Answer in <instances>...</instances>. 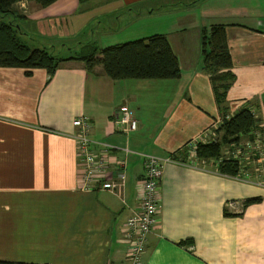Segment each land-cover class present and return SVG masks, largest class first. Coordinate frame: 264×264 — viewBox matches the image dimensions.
<instances>
[{"label":"crops","instance_id":"crops-1","mask_svg":"<svg viewBox=\"0 0 264 264\" xmlns=\"http://www.w3.org/2000/svg\"><path fill=\"white\" fill-rule=\"evenodd\" d=\"M15 6L37 26L99 19L105 33L127 38L166 33L181 76L113 79L101 65L89 71L72 56L63 57L52 77L45 68L28 74L0 67V260L126 264V223L141 202L145 159L138 153H144L171 161L143 264H264V164L250 174L242 161L241 173L229 176L195 148L216 139L223 115L201 54L202 27L212 23L226 25L236 76L228 115L250 107L264 126V0H56L46 6L19 0ZM125 108L139 121L129 134L113 121ZM81 116L89 119L96 152L114 145L112 154L128 161L116 191L80 187L74 122ZM251 197L261 201L245 206Z\"/></svg>","mask_w":264,"mask_h":264},{"label":"trees","instance_id":"trees-1","mask_svg":"<svg viewBox=\"0 0 264 264\" xmlns=\"http://www.w3.org/2000/svg\"><path fill=\"white\" fill-rule=\"evenodd\" d=\"M17 1L19 0H0V67L27 68L28 74L34 68H45L52 77L66 59L46 47H33L22 37L21 33L24 31L16 21L19 16L15 6ZM34 1L40 6H46L56 0ZM4 16L12 17L6 20ZM201 54L203 70L210 75L215 99L223 115L221 124L216 129V139L199 142L196 154L200 159L218 160L221 173L237 176L242 171V160L233 154L225 156L224 151L227 147L234 151L235 146L245 138L248 142H254L260 135L264 140L262 119L250 107H242L233 116L228 115L227 95L236 76L224 23L202 27ZM68 59L84 61L89 71L101 65L104 72L113 79H173L181 76L178 56L169 36L163 32L105 47L86 43L80 54ZM256 156L257 159L260 158L258 154ZM260 201L261 197H251L245 200V206ZM0 264L49 263L0 260Z\"/></svg>","mask_w":264,"mask_h":264},{"label":"built area","instance_id":"built-area-1","mask_svg":"<svg viewBox=\"0 0 264 264\" xmlns=\"http://www.w3.org/2000/svg\"><path fill=\"white\" fill-rule=\"evenodd\" d=\"M113 121L126 134L136 131L139 127L137 117L129 108L115 113ZM74 123L77 127L75 139L80 164V187L85 190L99 188L116 191L125 183L127 159H117L112 154V151L116 148L114 145L103 144L104 148L100 152L93 149L94 141L90 137L91 126L88 117H78ZM251 143L248 142L247 146L251 147ZM253 144H255L254 149L260 150L258 152L262 154L264 142L260 135ZM123 150L126 154L133 152L129 147H124ZM138 154L145 159V172L142 177L139 209L128 218L126 223L125 238L129 243L126 264H143L142 256L147 247L149 234L158 220L160 181L163 177L164 166L166 162L171 161L170 157L163 158L154 154ZM234 156L242 159L237 154H234ZM226 205L233 208L237 207L234 201H229Z\"/></svg>","mask_w":264,"mask_h":264},{"label":"rangeland","instance_id":"rangeland-1","mask_svg":"<svg viewBox=\"0 0 264 264\" xmlns=\"http://www.w3.org/2000/svg\"><path fill=\"white\" fill-rule=\"evenodd\" d=\"M10 17L12 16H4L3 18L8 20ZM16 21L24 31V33H21L22 37L26 39L31 46H46L49 50H52L53 53L60 57L76 56L80 54L82 48L79 44L82 42H84L82 45L87 42H91L99 47L103 42H107L105 44H116L127 42V40L134 39L136 37L131 36L127 38V36L119 35L117 32L112 34H108L110 32L105 33V23L100 22L99 19L93 20L92 22L88 20L86 22V20L84 21L78 19L70 21V23H60L57 26L48 25L46 23L41 24V26H37L20 16L16 17ZM31 21L33 22L34 20L31 19ZM92 40H95L96 43L92 42ZM247 143L248 141L245 138L240 144L235 146L234 151L230 147H227L224 153L225 156L237 154L239 157H243L241 160L246 165L248 172L250 174H255L258 171L260 164L263 165L264 163L259 162V159H257L256 154L259 155L260 152L258 151L260 150L257 151L254 149L255 144L250 142L251 147H248ZM251 176L252 175H250V177Z\"/></svg>","mask_w":264,"mask_h":264}]
</instances>
